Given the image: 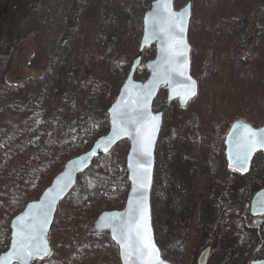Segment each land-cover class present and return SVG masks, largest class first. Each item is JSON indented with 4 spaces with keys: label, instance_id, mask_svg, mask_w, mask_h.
Wrapping results in <instances>:
<instances>
[{
    "label": "rangeland",
    "instance_id": "rangeland-1",
    "mask_svg": "<svg viewBox=\"0 0 264 264\" xmlns=\"http://www.w3.org/2000/svg\"><path fill=\"white\" fill-rule=\"evenodd\" d=\"M152 1L44 0L22 26L23 45L31 58L17 71V55L9 60L0 56V108L31 93L38 99L47 97L53 110L69 90L82 95L79 102L91 97L99 112L110 106L137 55L143 15ZM188 1L193 2L192 74L200 82V93L187 108L167 102L166 91L155 101L159 107L167 106L152 195L156 239L173 264H197L216 232L206 264H249L254 255L264 258V248L256 253L255 239L245 229L248 216L251 224L255 216L248 206L246 218L238 209L249 197L250 184L257 179L264 183V156L258 154L237 180L239 186L232 187L231 181L224 182L229 170L224 142L237 119L256 127L264 123V0H176V7ZM148 51L145 60L156 55L155 48ZM18 74L22 78L15 83L5 82L8 75ZM147 76L143 65L136 77ZM180 109L189 114L182 118ZM24 137L22 130L14 137L8 132L3 148L14 151ZM13 151L12 159L28 155L24 148ZM177 179L186 189L177 188ZM226 203L232 205L225 208ZM99 236L102 244L113 243L109 233ZM7 237L10 242L9 229ZM103 250L99 260L104 255L119 258L116 245Z\"/></svg>",
    "mask_w": 264,
    "mask_h": 264
},
{
    "label": "water",
    "instance_id": "water-1",
    "mask_svg": "<svg viewBox=\"0 0 264 264\" xmlns=\"http://www.w3.org/2000/svg\"><path fill=\"white\" fill-rule=\"evenodd\" d=\"M192 18V1L180 8L176 7V0L151 2L143 15V33L137 55L115 100L107 110L108 132L98 136L88 150L68 159L39 197L27 201L24 208L11 218L10 246L0 254V264H38L48 260L53 254L50 236L61 203L75 189L79 177L122 142L129 144L126 167L130 188L126 202L122 208L102 210L93 222L94 229L97 233H109L118 247L120 264L155 261L153 249L159 250V257L165 264H173L164 257L153 224L152 195L156 153L164 123V111L156 110L154 105L162 91L167 93V102H178L181 108H187L200 93V82L192 74V45L189 41ZM180 28H183V32ZM151 48H155L156 55L145 60L144 53ZM143 65L148 76L138 80L137 71ZM189 77L191 81H195L194 85ZM192 88L195 95L188 96V91ZM153 123L157 125L155 131L152 130ZM250 132L257 133L258 140L259 135L264 134V123L256 127L247 120L237 119L231 123L225 136L228 166L242 174L251 169L258 154L264 156V146L257 143L248 153L244 168L237 162L236 156L241 147L251 139ZM144 135L151 136V156L147 158L140 154L139 141ZM145 170L146 187H141L138 177ZM142 194L144 207L137 214V202ZM249 209L255 217L264 215V187L253 195ZM137 233L139 238L148 243L150 255H145L142 249H138ZM21 236L24 238L21 239ZM30 243L42 250L40 257L28 258L27 253L33 251L29 247ZM210 252V247L204 249L198 258V264H206ZM250 264H264V258H256Z\"/></svg>",
    "mask_w": 264,
    "mask_h": 264
},
{
    "label": "trees",
    "instance_id": "trees-1",
    "mask_svg": "<svg viewBox=\"0 0 264 264\" xmlns=\"http://www.w3.org/2000/svg\"><path fill=\"white\" fill-rule=\"evenodd\" d=\"M43 2L3 0L0 4V56L9 60L14 54L17 55V71H20L21 63L32 56L23 45L22 26L35 10L42 7ZM253 12L255 10L251 14ZM144 57H150L148 50ZM17 78H22V75H8L5 82L15 83ZM81 96L80 93L73 95V90H69L58 106L51 110L50 103H46L47 97L38 99L30 93L0 108V228H4L0 232V254L9 246L7 234L11 218L24 208L27 201L39 197L68 159L88 150L98 136L108 132L109 106L99 112L96 109L98 104L94 105L91 97L86 102H79ZM155 106L156 110L167 108L163 105ZM179 111L182 118L189 114L183 109ZM251 118L253 123L257 122L254 117ZM19 130L23 131L24 139L14 147V151H5L3 147L7 133L11 132L14 137ZM180 130L179 135H182ZM20 148L27 150L28 155L12 159V151L14 154ZM128 149V143H120L79 177L67 202H63L59 208L51 232L53 254L45 261L46 264H120L119 258L111 255H104L99 260L103 249L115 245L111 242L101 243V233L95 231L93 222L102 210L119 209L125 205L130 188L126 167ZM41 156H45L46 160L42 161ZM242 175L229 169L225 172L224 182L231 181L232 187H238L237 180ZM177 180V188L180 191L186 189L181 180ZM260 180L250 184L249 197L242 207L240 205V211L238 209L245 218L249 212L246 208L249 200L264 187ZM231 205L226 203L225 208ZM180 207L183 206L180 204ZM177 214L181 224L183 210ZM248 217L245 229L253 235L258 253L264 248V216L255 217L253 224L249 222L251 217ZM72 227H75L73 233ZM93 256L94 259L85 260Z\"/></svg>",
    "mask_w": 264,
    "mask_h": 264
},
{
    "label": "snow or ice",
    "instance_id": "snow-or-ice-1",
    "mask_svg": "<svg viewBox=\"0 0 264 264\" xmlns=\"http://www.w3.org/2000/svg\"><path fill=\"white\" fill-rule=\"evenodd\" d=\"M181 23L182 18H181ZM180 31L183 32V28H180ZM183 55L184 53H180ZM183 75V73H181ZM191 81V78H188ZM191 83L194 85L195 81H191ZM188 96L195 95V90L194 88L189 89L188 91ZM187 97H185V102H186ZM155 119V118H154ZM157 125L155 123L152 124V130L155 131ZM250 137L251 139L248 140L240 149V152L236 156L237 162L240 164L241 168H244L246 165V160H247V155L251 151L253 147L256 146L257 143H259L261 146H264V134L259 135V139L257 140V133L255 132H250ZM140 154L142 157L147 158L151 156V151H150V146H151V136L150 135H144L140 138ZM147 162V160L145 161ZM146 178H147V170L139 174V181H140V186L141 187H146ZM144 207V200H143V194L141 195V198L137 202V207H136V212L137 214H140L143 211ZM46 220V218H45ZM138 240H137V245L138 249H142L144 251L145 255H150L151 253L148 252V243L145 242L143 239L139 238V233H137ZM24 237L21 236V239ZM32 240H35V237L31 238ZM29 247L33 249V251H30L27 253V256L29 259L40 257L42 250L36 246L35 244H29ZM156 255L155 261L152 262H144V264H165V262L160 259L159 257V250L158 249H153Z\"/></svg>",
    "mask_w": 264,
    "mask_h": 264
},
{
    "label": "flooded vegetation",
    "instance_id": "flooded-vegetation-1",
    "mask_svg": "<svg viewBox=\"0 0 264 264\" xmlns=\"http://www.w3.org/2000/svg\"><path fill=\"white\" fill-rule=\"evenodd\" d=\"M158 145H159V144H158ZM157 149H158V148H157ZM156 161H157V153H156ZM228 168L231 169L232 171L237 172L236 170H233V169L230 168L229 166H228ZM155 172H156V171H155ZM155 174H156V173H155ZM154 186H155V183H154ZM179 208H181V207H179ZM180 210H181V209H180ZM180 210H179V211H180ZM181 220H184V219L181 218ZM211 234H212V233H211ZM215 236H216V232L212 235V237H211L212 239L204 245L203 250L206 249L207 247H210V248H211V252H212V249H213V246H214L213 244H214V237H215ZM203 250H202V251H203ZM202 251H201V252H202ZM211 252H210V254H211ZM200 254H201V253H200ZM119 261H120V259H119ZM197 261H198V260H197ZM207 263H208V262H207Z\"/></svg>",
    "mask_w": 264,
    "mask_h": 264
}]
</instances>
